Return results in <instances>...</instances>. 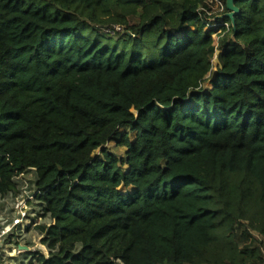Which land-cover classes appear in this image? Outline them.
<instances>
[{"label":"trees","instance_id":"1","mask_svg":"<svg viewBox=\"0 0 264 264\" xmlns=\"http://www.w3.org/2000/svg\"><path fill=\"white\" fill-rule=\"evenodd\" d=\"M205 1L0 0V195L34 167L52 220L30 264L264 259V0Z\"/></svg>","mask_w":264,"mask_h":264},{"label":"built area","instance_id":"2","mask_svg":"<svg viewBox=\"0 0 264 264\" xmlns=\"http://www.w3.org/2000/svg\"><path fill=\"white\" fill-rule=\"evenodd\" d=\"M199 9L206 15L214 16L215 18L223 17L225 14L229 13L225 12V2L223 0H206L205 4L200 6ZM224 25L229 29L230 25L228 22H225ZM212 26L217 27L218 24L214 23ZM123 30V27L119 24L104 28V31L110 35H116L123 32ZM27 171H34V175L31 174L28 177ZM15 180L19 184L18 192L16 194L10 192L6 195L10 196L14 202L8 212L7 219L4 217L0 218V253L6 252L8 247H12V251L14 252L13 256H18L22 252L30 249L29 245H24L19 241L20 234L24 232L27 227H31L32 225L34 227L40 224V222L37 221L41 219V217L39 216V211L34 215L30 213V211H32V209H30L31 203L34 201L37 203L36 194L39 192L36 187V172L34 167H29L18 173ZM44 218L48 220L51 219L49 216ZM50 222H52V220ZM47 224L51 223L47 222ZM24 246L27 248H23ZM258 264H264V259Z\"/></svg>","mask_w":264,"mask_h":264},{"label":"rangeland","instance_id":"3","mask_svg":"<svg viewBox=\"0 0 264 264\" xmlns=\"http://www.w3.org/2000/svg\"><path fill=\"white\" fill-rule=\"evenodd\" d=\"M214 9H213V11H214ZM215 11H216V9H215ZM227 15H229V13H227ZM213 17L214 16H212V18ZM220 18H222V17H220ZM124 31L125 30H123V32ZM123 32H121L120 35H122ZM216 32H218V29H216ZM218 34L219 33L215 34V38H217V39H218ZM120 35H118V36H120ZM231 39H232V35H230V40ZM112 41L114 43L115 39H112ZM120 45H122V44L120 43ZM218 54H219V50L216 49L214 54H213V57H212V64H213V70L212 71H213V73L216 71V68L218 65ZM209 75H210V73H209ZM209 81H210V78H207L206 81L204 82V86L208 87ZM124 130H126V129L123 128L122 131H124ZM130 136H131V139H134V137H135V135L133 133H130ZM107 148L110 151L114 152L118 157H124L125 148L122 146H119L116 142H114V141L109 142L107 144ZM94 153L99 154L100 150L97 149ZM27 173H28L27 174L28 177L31 174L34 175V171H27ZM122 189L124 191L127 190L124 187H122ZM13 202H14V200H12L10 196H1L0 195V218L4 217L7 219L8 212H9ZM30 209H32V211H30V213L32 215L37 214L38 211L40 213L39 204L36 203L35 201L33 203H31ZM40 217H41V219L37 218L38 219L37 222L51 223L50 222L51 219L48 220L47 218H44L42 216H40ZM253 234H254V237H253L252 241L248 244L259 246L262 249V252L264 255V235L258 234L256 232H253ZM20 235L21 236L19 237V241H21L22 244H24V245H29L30 249L22 252L18 256H13L14 252L12 251V247H8L6 252L0 253V264H30L32 251H41V252H44L45 254L48 253L47 246L44 245L41 241V238L43 235L41 234V232L38 229H36V227H33V225L29 229L26 228L24 230V232H22Z\"/></svg>","mask_w":264,"mask_h":264},{"label":"water","instance_id":"4","mask_svg":"<svg viewBox=\"0 0 264 264\" xmlns=\"http://www.w3.org/2000/svg\"><path fill=\"white\" fill-rule=\"evenodd\" d=\"M233 1L234 0L226 1L227 8L229 9V15L227 16H230L232 20H233L234 15L238 12V8L234 5ZM23 248H27V247L24 246Z\"/></svg>","mask_w":264,"mask_h":264}]
</instances>
